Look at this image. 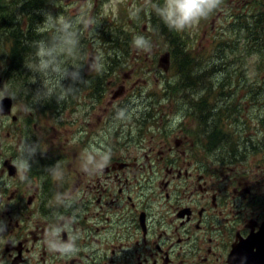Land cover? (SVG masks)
Returning <instances> with one entry per match:
<instances>
[{"label":"flooded vegetation","instance_id":"flooded-vegetation-1","mask_svg":"<svg viewBox=\"0 0 264 264\" xmlns=\"http://www.w3.org/2000/svg\"><path fill=\"white\" fill-rule=\"evenodd\" d=\"M262 1H245L244 9H257V3ZM30 3L31 0H0V30L4 29L3 41L8 45L7 64L0 74V104L4 98H12L8 110L4 108L8 113L0 108V264L244 263L241 250L250 241L260 243L263 238L259 233L264 230V166L259 163L249 174L229 166L238 164L234 154L223 156L233 152L230 143L218 141L216 150H209L204 118L183 117L170 102L158 103L160 116L166 115L165 119L158 118L155 108L116 99L102 117L100 133L88 134V140L102 137L97 147L101 154H110L102 171H83L87 154L100 158L93 149L85 150L84 161H77L73 170H66V165L57 160L50 161L59 156L43 148L48 138L75 146L87 126L90 131L91 113L76 108L79 103L64 104L67 94L54 102L35 103L16 102L10 93L19 81V73L39 78V85L44 81L43 74L25 68L29 54L22 58L19 68L14 62V13L24 18L22 24L18 23L21 38H26ZM231 5L223 2L222 8L242 9V4L237 8ZM38 28L42 29L37 26L36 31ZM34 34L36 42L44 40L47 31ZM156 56H131V61L142 62L143 68L134 67L130 72L124 69L125 76L131 79L132 74L139 72L155 76V62L165 58L167 72L169 52L159 54L157 60ZM69 57L63 58L62 67L67 68L71 79L75 75L77 82L72 84L79 93L87 92L93 99L104 91V97L107 84L117 83L106 82V76L97 77L104 68L112 73L110 63L100 58L102 55ZM96 59L102 65L100 71L91 68ZM128 59L120 58V65L113 72L121 75ZM27 108L40 115L47 109L51 112L49 120L55 124L47 126L50 134L41 130L35 140L37 134L18 133L16 125L21 121L26 124L32 115L26 113ZM120 110H125L123 119L116 118ZM174 113L182 117H175ZM3 127H8L5 135L1 132ZM241 142L239 154L243 157L248 152L244 147L247 143L244 139ZM22 143L33 150L31 155L23 153L31 165L26 180L20 179L12 163L22 155ZM69 242H74L77 249L71 256L49 248Z\"/></svg>","mask_w":264,"mask_h":264},{"label":"rangeland","instance_id":"rangeland-1","mask_svg":"<svg viewBox=\"0 0 264 264\" xmlns=\"http://www.w3.org/2000/svg\"><path fill=\"white\" fill-rule=\"evenodd\" d=\"M245 1L248 0H224V3L226 5L232 4L231 6H234L235 8H237L239 5L241 6L242 4V9H224L222 8V4H221L220 8L214 11L206 19L200 21L199 24L187 28L179 33L185 37L188 44L187 51L191 55L201 53L203 55V58L205 59L209 57L208 59L212 58L213 60L219 61L221 66L223 67L226 66V70H228L229 73L232 74L235 79L237 78L239 79V82L242 85H244L241 89V92L247 94V92H249L250 90V87L247 85L252 80L256 81L255 77H257V75L260 74L259 68L264 69V65L262 62H254L255 59L253 57H252L253 59L249 58L246 61L242 60L241 57L238 55L239 54L238 51L234 47L235 36L238 33V31L235 28L236 27L235 22L238 23L235 14L236 13L240 14L250 10V9H244L247 5V3H244ZM6 2H9V0H6ZM51 2L53 4V8L51 9H54L55 11L57 9L59 12H64L69 14L71 19H73V21L75 22V26H79L80 24L79 21H81L86 27L87 26L91 27L89 33L91 36H95L93 37L95 40H93L92 38V41L90 43H87L88 47L86 54L88 55L92 54L97 57H100V53H103L104 49L100 46L102 44V39H98L97 37L103 36L102 35L103 32L100 31L102 30V28L105 27V25H109V27H118V25H121L123 27L129 25L131 26L133 24L132 21H135L134 18L138 16L139 12L143 14V15L142 14L139 15L141 19L151 18L153 17L152 11H154L157 5H163L164 0H153L150 3H148L147 0H98V1L51 0ZM124 5H126L128 9H125ZM121 6L123 7V9H121ZM231 6L228 8H231ZM45 9L42 8V10H40L43 16L42 18L36 19L37 17L35 16L36 18H34V23H33L34 27L41 26V28L43 29L42 24L46 16L49 14L55 16L52 14L51 9L49 8L47 10ZM14 15H15V21L22 24L24 21L23 16L22 17H20L19 15L17 16L16 13H14ZM154 15L155 17H158V19L162 23L163 20L156 14V12H154ZM122 16L125 17L126 23L123 22L121 18ZM27 21L29 22V18H27ZM138 28L139 30L136 31L135 36L142 35L146 39H148L151 43V51L144 52L142 50H139L133 46L132 42H131L132 44L129 45L128 47L124 43L121 47H119L120 49H116L117 48L116 46L115 47L112 46L113 43H109L107 45L108 50L115 48L117 54L125 53L127 59L128 58L130 59H128L129 61L127 62L126 65L127 67L122 69L121 75H117L115 72H112L107 77L106 82H109L110 80V82L117 81V83L115 84L111 82L107 84L108 87L106 88V91L108 93L104 97H103L104 91L100 94L101 97L99 96V98H93V99L89 96V94H87V92L79 93L77 91L78 89L76 88V85L72 84L73 81L77 82L76 79L74 80L75 75L74 76L72 75V79L70 78L69 75H66L61 79L60 76H58L56 73L49 71L47 75L42 76L44 79L42 85H39L40 84L39 78L31 77L30 74L19 73V76H17L19 81L16 83L13 89L12 88L10 89V93L16 98L15 99L16 102L18 100L22 102L31 101L37 103L38 101L41 100L51 101L50 99L52 98L55 99L58 98L60 100L61 98H59V95L62 93V95L65 94L68 95L67 100L66 99L62 100L64 101V104H67L68 101L79 103L80 106L76 108H79L81 112L88 111V113H91V119H90L91 123L88 128V130L90 131H87V127H88L87 126L85 128V132L81 133L80 135V141L75 142V146H69V144H67L66 146V144H64L65 140L60 141V140H56L55 138H51V137L48 138L47 143L45 145L43 144V148L49 151L51 149L52 153L56 154V156H59L50 161L57 160V162L66 165V170H73V168L77 165V161H84L85 150L93 149L96 154H101V151L97 147V145L103 140L102 137L98 138L96 136H93L92 139L88 140L89 138L88 134L100 133L99 127L103 123L102 117L104 116L107 108L112 107L113 102H117L115 101L116 99L119 100L118 102L131 100L132 102L137 104L138 107H145L147 109L149 107L155 108L156 109L155 116L163 119L166 118V115L163 114L160 116L161 111L158 109L159 107L158 103L170 102L169 104H171V107L172 108L175 107L176 113L185 112V109H187V112L191 113L193 118H196L195 115H193L195 114V112L188 108V106L192 104H188V100H185L186 98L185 96H181L180 94H176L174 96L171 90H167L168 95L164 94L166 91L167 83L173 78L172 75L174 74V70L176 69L175 66H173L172 64L169 70L166 72L164 66L167 64V58L162 59L161 63L160 61L158 62L157 59L159 54L161 56L170 52L171 44L169 40L167 39L166 36L164 37V35L159 34V32L158 35L156 36L154 34V30H152L151 24L149 22L145 24V20L144 23H141L138 26ZM3 30L4 29L0 30V74L2 73V69L4 68V65L7 64V60H8V45L5 42V40L3 41V36H4L2 35ZM128 30L133 37L134 30H132L131 28H128ZM83 32L84 30L82 29L81 34H84ZM43 39L50 40L51 37H49L48 34H45ZM219 39H221V41ZM216 40H219L221 43L222 53H218L219 45L218 44L216 45ZM225 40L226 42H224ZM168 44H170V47H168ZM160 49L162 51H160ZM147 53H152L154 55H157L155 57L157 60V62H155V66H156L155 68L158 69L157 75L154 76L149 72H139L132 74L131 79L127 78L125 76L126 71H123L124 69L130 72V70H132L134 67H139L141 69L143 68L142 66L143 63L140 61L138 62L131 61L133 60L131 56L137 54L146 55ZM217 54L221 56L219 60L217 59L218 58ZM70 55L71 53L62 57L68 59L70 58L69 57ZM109 55L111 56L113 54H109ZM59 61L62 62V64L64 63V59L61 58V56L59 57ZM25 64H26L25 66L26 69H35L36 67L35 52L33 49L29 53L28 60ZM242 64L248 67L243 71L245 72L246 75L250 76L249 79L241 78V74L243 72L241 68ZM111 66L116 67L118 65L114 63ZM223 71L224 70H222L218 76L213 72H211V74H209L210 79H208L207 81L211 82L212 80L215 79V82L221 83L220 80L223 79V74H222ZM262 77H264V75ZM67 80H69V83H67ZM226 80L227 79H224V81ZM260 81L261 80L258 79L257 84H255L254 87L258 86ZM170 85L174 86L172 84H169L168 89H172ZM65 89H71L70 92H75V93L71 95L70 92H65L64 91ZM29 93H31V96L28 95ZM193 97H195V95ZM248 98L251 97L249 96ZM210 103H215V102L212 101ZM221 104L222 103L219 102V105ZM88 106H91V108L88 109ZM1 108L4 109L6 108V106H3ZM55 109L57 110V108ZM34 110L35 109L31 110L27 108L26 113L29 114L30 112H32V115L28 117V121L26 122V124L25 121H21L16 125V128H18L17 130L18 133L20 134L28 135L29 132L35 135L37 134V136H35V140H36V138L39 137L38 135H41V130H43L44 134H50L51 131L47 126L55 123L53 122V120H49L51 112L48 109L45 110L47 111L45 114H41V115L39 113L36 114ZM20 111H22V109H20ZM23 111L25 112V109ZM17 112H19V109H17ZM3 113H8V111H4ZM174 116L180 117L181 115L179 116L174 113ZM182 116L184 117V113L182 114ZM152 118L154 117H150L149 119ZM261 119H264V94H258L256 98L250 99L247 104H244V107L240 113V117L237 118L236 121L233 120L232 118L231 121L229 122L225 120L226 129L224 130L227 132H229L230 130L234 131V134L231 137L233 139L227 138L226 140L224 139L222 140V141H226V143L228 142L230 143V141L232 140L231 141L232 143H230V145L233 144L232 146L233 152L226 153L223 156L225 157L227 155L234 154L237 157L238 164L230 163L229 166L233 168L236 167L237 172L241 174L243 173L249 174V172H251L250 169L252 168L253 170L257 169V165L259 163H263L264 166V155L262 153V150L259 149V147H263V145L259 142L255 141L256 143L254 144L257 145V148L255 149H254L255 147L254 144H253L254 147L251 146L250 149L247 147L248 152H245V155L243 154V157L240 156L239 154L240 149H242L241 148V144H243L241 142L242 139L251 135H255L253 136L254 139V137L256 138V136L258 135L257 128L261 127V125L259 124L261 122ZM152 121L153 120H151V122ZM2 123L4 125H8L6 121H3ZM251 125H252L251 135H247ZM209 130L211 129L209 128ZM7 131H8V127H3L1 130V132L4 133V135L7 133ZM52 147H55V150H53ZM214 150H216V148H214ZM214 164H217V162L215 161Z\"/></svg>","mask_w":264,"mask_h":264},{"label":"trees","instance_id":"trees-1","mask_svg":"<svg viewBox=\"0 0 264 264\" xmlns=\"http://www.w3.org/2000/svg\"><path fill=\"white\" fill-rule=\"evenodd\" d=\"M224 2V0H223ZM223 4V3H222ZM37 6V7H36ZM258 8L257 9H250L247 12L243 13H236L235 16L237 17V22H235L236 30L238 33L235 36V42L234 47L238 51V55L241 57L242 60H248L249 58H254V62H262L264 65V2H258L257 3ZM37 8H46L51 9L53 8V4L51 0H31L30 6L28 9L30 11L28 12V18H29V29L27 31V37L21 38L20 36V30L22 29L20 24L17 22L15 32H16V42L17 46L15 48V55H14V62L18 66L22 64L21 60L24 56L28 55L32 49H33V40L35 38V34L33 32L36 31V27H34V18L38 19L39 13H37L35 10ZM51 12L53 15H57L58 12H56L54 9H51ZM153 17L147 18V19H141L139 17L141 12H139L138 16L134 18L135 21H132L133 24L130 26H121L118 25V27H109V25H105L104 28L100 32H103V36L97 37L98 39H102V44L100 45L104 50L102 55H105L106 58H103V62L110 63L109 70L114 71L116 67L111 66L112 64L120 65L119 59L122 57H125V60H127V57L125 56V53L117 54L115 51V48L108 50V44L113 43L112 46H116V49H120L124 43L127 45H131L133 38L136 35V31L139 30L138 26L141 23L145 24L149 22L152 26V30H154V34L157 36L158 32L159 34L166 36L169 40L170 44H168V47H170V55L172 56L170 66L173 64L175 66L174 74L172 75V79L168 81L166 86L165 95H168L167 90H171L172 94L175 96L176 94H180L181 96H185V100H188L189 105L188 108L193 110L195 112L194 119L201 120L205 119L207 122V144L209 150H214V148H217L218 141H222L223 139L226 140L227 138H231L234 134V131H225V125L227 122L231 121V118L233 120H237V118L240 117V113L244 107V104H247L250 99L256 98L258 94H264V69H260V74L257 75L256 81H251L247 86L250 87L249 92L245 94L244 92H241V89L244 85H242L239 82V79H235L232 74L229 73L228 70H226V66L223 67L219 63V61L203 58V55L201 53L191 55L187 50L188 44L185 39V37L180 34L179 32L172 30L168 28L165 23L158 19V17H155L154 12ZM143 15V14H142ZM36 16V17H35ZM123 22L126 23L125 17H121ZM124 18V19H123ZM202 21V20H201ZM116 26V24H115ZM81 27L84 29V34H81ZM127 27V28H126ZM128 28H131L134 30L133 37L132 34L129 32ZM73 30L78 35L79 43L77 44L75 50L71 52V54H86L87 52V43H90L92 41V38L95 36H91L88 31H86V26L84 24H81L80 26L73 27ZM25 30L23 29V32ZM48 36L51 37L50 32H47ZM31 38H28V37ZM23 37V35H22ZM162 37V38H164ZM24 39V40H22ZM93 40H95L93 38ZM221 41V39H219ZM219 40H216V45L218 44V53H222L221 51V43ZM226 42V40L224 41ZM231 45V44H230ZM167 48V47H166ZM160 51H162L160 49ZM113 54V55H109ZM131 56V55H129ZM183 56V57H181ZM211 57V56H210ZM218 57V58H217ZM217 59L219 60L221 56L217 54ZM252 58V59H253ZM208 60V61H207ZM206 61V64H205ZM119 62V63H117ZM128 62V61H127ZM175 63V64H174ZM242 71L244 69H247L244 64L241 66ZM169 70V69H168ZM223 71V79L220 80L221 83L215 82V79L211 82L207 81L210 79L211 72L216 74L217 76ZM207 73V75H206ZM110 74L104 70L97 74V77H105L104 80L107 79V77ZM213 77V76H212ZM241 78L249 79L250 76L246 75L243 71L241 74ZM224 79H227L224 81ZM261 80L258 86L254 87L255 84H257V81ZM245 83V82H244ZM99 84V83H98ZM105 84V83H104ZM169 84H172L174 86H171L172 89L169 88ZM218 84V85H216ZM54 94V93H53ZM52 94V96H53ZM199 94V96H198ZM195 95V97H193ZM51 96V97H52ZM198 96V97H197ZM251 98H248V97ZM166 97V96H165ZM57 98V97H56ZM52 102L57 100L55 98L50 99ZM214 101L215 103H210ZM219 102L222 104L219 105ZM184 113V117H191V113L187 112V109H185V112H179ZM261 127H258V135L256 138L251 135L252 125L250 127V130L247 135H251L244 138V142L248 143L244 145L250 149L251 146H253L254 143L259 142L263 145V147H259L260 150H264V119H261V122L259 123ZM223 127V128H222ZM209 128L211 130H209ZM246 135V136H247ZM233 139V138H231ZM232 141V140H231ZM230 141V143H232ZM256 141V142H255ZM236 144V143H235ZM234 144V146H235ZM233 144L231 145L232 148ZM239 146V145H238ZM255 146V147H254ZM254 149L257 148V145L254 144Z\"/></svg>","mask_w":264,"mask_h":264},{"label":"clouds","instance_id":"clouds-1","mask_svg":"<svg viewBox=\"0 0 264 264\" xmlns=\"http://www.w3.org/2000/svg\"><path fill=\"white\" fill-rule=\"evenodd\" d=\"M223 0H164L163 5H157L154 9L156 14L163 20L165 25L177 32H182L187 28L193 27L206 19L214 11L220 8ZM43 29L38 28L37 31H49L51 33L50 40H39L34 42L35 45V71L43 75H47L49 71L56 73L62 79L67 75V68L62 67L59 61L60 56H65L73 52L79 43L78 35L73 30L72 22L66 20L63 16L47 15L43 22ZM133 46L144 52L151 51V43L142 35L133 38ZM92 70L100 71L102 65L96 59L91 64ZM70 92L71 89H65ZM3 94L0 93V96ZM63 98V95L60 97ZM125 110L117 112V117L125 118ZM21 156L14 160L13 166L20 173V179L26 180L27 173L31 169V165L27 158H23V153L32 154V149L27 144L20 146ZM99 160L92 154H87L84 162L83 171L89 173H97L103 170L110 160V154H99ZM51 251H58L61 255L71 256L77 251L75 243L58 244L55 247L49 246Z\"/></svg>","mask_w":264,"mask_h":264},{"label":"water","instance_id":"water-1","mask_svg":"<svg viewBox=\"0 0 264 264\" xmlns=\"http://www.w3.org/2000/svg\"><path fill=\"white\" fill-rule=\"evenodd\" d=\"M10 101L11 99L5 98L0 104V108L6 106L7 109L5 110H8V105H10ZM5 110L1 108V112H4ZM259 235L263 237L260 243L258 241H250V243L245 246V249L241 250L242 252H244V263L242 264H264V230H261ZM246 251L248 252L245 253Z\"/></svg>","mask_w":264,"mask_h":264},{"label":"bare ground","instance_id":"bare-ground-1","mask_svg":"<svg viewBox=\"0 0 264 264\" xmlns=\"http://www.w3.org/2000/svg\"><path fill=\"white\" fill-rule=\"evenodd\" d=\"M205 120V119H204Z\"/></svg>","mask_w":264,"mask_h":264}]
</instances>
